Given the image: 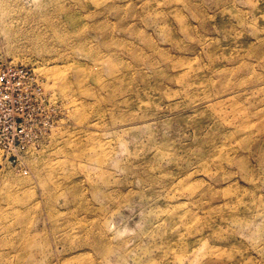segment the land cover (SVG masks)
<instances>
[{
  "label": "rangeland",
  "instance_id": "obj_1",
  "mask_svg": "<svg viewBox=\"0 0 264 264\" xmlns=\"http://www.w3.org/2000/svg\"><path fill=\"white\" fill-rule=\"evenodd\" d=\"M0 264H264V0H0Z\"/></svg>",
  "mask_w": 264,
  "mask_h": 264
}]
</instances>
